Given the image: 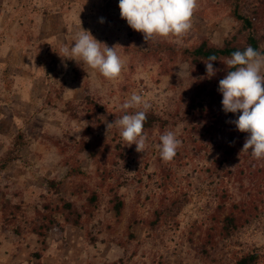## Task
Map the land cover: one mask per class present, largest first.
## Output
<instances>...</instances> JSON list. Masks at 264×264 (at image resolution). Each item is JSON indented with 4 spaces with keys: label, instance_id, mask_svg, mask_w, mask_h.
Segmentation results:
<instances>
[{
    "label": "rangeland",
    "instance_id": "1",
    "mask_svg": "<svg viewBox=\"0 0 264 264\" xmlns=\"http://www.w3.org/2000/svg\"><path fill=\"white\" fill-rule=\"evenodd\" d=\"M200 4L207 9L206 0H198L197 7ZM206 11L204 17L194 12L186 35L192 40L208 35L214 42L223 44L236 27L235 21L226 10ZM80 27L109 47L118 45V54L124 61L118 78L106 79L97 70L65 55L63 49L71 47L73 34ZM130 30L127 21L121 18L119 0H0V156L11 147L19 130L27 136L22 159L0 177V186L15 201H23L26 209L25 217L20 218L23 235L3 231L0 225V264H231L236 255L264 247V201L258 200L262 212L251 225L220 243L208 258H201L198 250L219 201L216 186L219 190L228 189V209L232 203L248 201L258 194L249 178H245L242 187L238 174L212 184L207 171L213 166L214 158L221 154V146L229 140L230 133L237 129L232 121L238 114H226L221 104L218 109L221 124L208 134L203 131L201 136L185 122L146 132L148 139L142 151H137L134 144L129 146L115 124L108 130L109 123L126 114L122 105L133 93L142 95L156 112L169 117L180 101H184L182 97H189L194 88L195 75L186 64H178L173 75L161 79L156 66H141L131 71L130 57L124 51L131 38ZM39 57L47 58L48 62L43 65ZM75 66L80 70L84 68L80 81H73ZM86 84L105 107L96 127L97 133L111 145L105 161L107 169L117 167L115 176L101 186L98 165L86 154L81 155L90 174L84 181L90 191L96 190L100 195L94 224L90 226L98 240L90 244L84 229L65 225L63 231L49 232L47 247L42 250L38 237L30 232L29 222L34 217L35 207L41 208L46 200L43 197L47 191L46 180L62 179V195L79 205L86 203L90 193L73 195V182L66 177L67 167L62 165L65 155L50 139L56 136L68 143L69 152H72L74 139H81L87 126L80 104ZM54 87L64 88L62 99L57 106H50L45 99L47 91H53ZM68 101L76 107L79 118L63 110ZM167 131L176 133L181 146L173 159L165 161L158 145L160 136ZM245 134L247 138L248 133ZM117 144L134 150V162L115 159L113 153ZM241 150L243 158L252 156L250 149L243 151L242 146ZM256 163L260 167L264 165L263 159H256ZM165 165L171 166L176 181L168 188H161L159 175ZM263 176V173L257 175L258 182L264 181ZM116 177L123 183L119 193L126 202L120 221L110 210L107 193ZM78 184L79 180H75V185ZM165 192L171 193V197L188 195L189 201L175 221L162 224L156 231L142 223L136 224L132 230L136 238L130 239L127 225L131 214L136 212L141 219L151 218ZM53 200L58 202L57 197ZM35 251L41 252V258L34 256Z\"/></svg>",
    "mask_w": 264,
    "mask_h": 264
},
{
    "label": "trees",
    "instance_id": "2",
    "mask_svg": "<svg viewBox=\"0 0 264 264\" xmlns=\"http://www.w3.org/2000/svg\"><path fill=\"white\" fill-rule=\"evenodd\" d=\"M206 7L213 12H220L221 9L226 10L229 17L236 23V27L224 39L223 44L214 42L208 35H200L197 39L192 40L188 38L186 33L180 37L157 35L145 40L144 35L140 32L132 28L130 30L131 38L124 47V51L130 57L131 71H135L141 66H156L158 68L157 75L161 79L173 75L178 64H186L195 75L192 94L189 97H182L184 101H180L175 113H171L169 117H164L156 112L153 107L148 109L144 133H152L155 129L164 130L171 124L176 125L179 122H185L186 125L191 126L195 134L201 136L203 131L208 134L210 130L217 128L222 122L221 112L218 109L222 104L223 97L218 88L219 81L224 78L227 71L231 70L227 67V60L231 58L232 53L238 50L243 51L248 46L264 53V0H206ZM207 9L201 5L195 11L200 17H204ZM210 55H216L218 58L217 61L213 62L218 71L216 76L211 79L207 78L205 65ZM39 59L43 61V65L48 62L45 57H39ZM82 66L85 64L82 63ZM73 70V81H80L84 68L80 70L78 66H75ZM63 89V87H54L53 91L48 90L45 99L46 104L57 106L62 99ZM85 91L84 99L80 104L83 105L85 111L83 120L87 122V126L81 139H74V143L71 145L72 152H69V144L63 143L59 137L52 136L50 139L65 155L62 165L67 167L66 177L73 182V195L90 193L86 197V203L79 205L75 200H70L62 195V179L54 177L46 180L47 191L46 194H43L46 200L42 203L41 208L35 207L34 217L29 222L30 232L38 237L42 250L47 247L46 240L49 232L63 231L65 225L84 229L85 238L90 244H95L98 240L91 227L94 224V213L100 204V195L96 190L90 191L84 181L90 178V174L84 166L85 159L81 155L86 154L88 159L93 160L98 165L102 180L101 186L107 182L109 177L115 176L117 167L107 169L105 160L111 152V145L104 136L97 133L96 125L101 122L99 114L105 111L104 104L92 95L88 84L85 86ZM63 110L70 113L74 118L80 117L71 101L67 102ZM26 137L25 132L19 130L11 147L4 155L0 156V177L13 163L22 159L21 152L26 144ZM46 137L49 138V136ZM195 140L194 142H196ZM245 142L246 134L238 129L233 130L229 140L221 146V154L214 158L213 166L209 167L207 171L212 184H215L216 180L229 179L238 174L242 187L245 178H249L251 186L257 188L258 194L248 201L240 200L232 203L228 209L227 204L230 197L228 189L223 187L219 190L216 186L215 194L219 201L215 212L211 215L212 223L206 231L203 242L198 247L201 258L210 257L212 250H215L220 243L231 239L251 225L261 211L258 200L262 203L264 201V181L258 182L256 177L260 173L264 174V165L258 166L256 159H251L253 156L245 155L244 158L242 157L241 148ZM133 151V149L127 150L121 144H117L116 153H113V156L115 159L119 157L126 163H131L134 162ZM262 159L264 161V158ZM113 162L117 163V160H113ZM175 179L176 176L171 166L165 165L159 175L158 184L161 188H168L175 183ZM75 180H79L78 185H75ZM122 184L119 177H116L107 189L110 210L115 213L118 221H120L126 207V202L119 193ZM171 196V193L168 192L161 195L160 204L154 209L153 215L149 219H141L136 212L131 214L127 225L130 239L136 238L132 230L138 223L156 231L162 224L176 220L182 208L188 203L189 198L188 195ZM55 197H57L58 202L53 200ZM222 213L224 214L220 217ZM0 214V225L3 231H12L19 236L23 235L24 229H22L23 224L20 218L22 215L24 217L26 215L24 202L15 201L8 191L1 186ZM34 256L41 258L42 255L40 251H35ZM231 264H264V247L254 248L236 255Z\"/></svg>",
    "mask_w": 264,
    "mask_h": 264
},
{
    "label": "clouds",
    "instance_id": "3",
    "mask_svg": "<svg viewBox=\"0 0 264 264\" xmlns=\"http://www.w3.org/2000/svg\"><path fill=\"white\" fill-rule=\"evenodd\" d=\"M198 0H119L121 18L135 31L144 35L145 40L154 36H182L191 28V18ZM101 23H104L101 18ZM103 45V47H102ZM117 46L109 47L98 41L89 30L80 27L73 34L71 47L63 49L69 59L83 62L97 70L104 78L112 80L119 77L124 61L118 54ZM216 55L207 58L206 74L211 79L218 69L213 65ZM226 72L219 81L218 91L222 94L223 111L238 114L232 121L240 132L248 133L243 151L251 150L256 159L264 158V53L248 46L243 51H235L227 60ZM182 72L183 69L180 68ZM151 105L140 95L133 93L123 103L125 111L121 118L107 125L108 130L115 124L124 140L136 145L142 151L148 139L144 134V123ZM132 110V111H129ZM159 152L163 160L175 157L181 146L174 131L160 136Z\"/></svg>",
    "mask_w": 264,
    "mask_h": 264
},
{
    "label": "crops",
    "instance_id": "4",
    "mask_svg": "<svg viewBox=\"0 0 264 264\" xmlns=\"http://www.w3.org/2000/svg\"><path fill=\"white\" fill-rule=\"evenodd\" d=\"M30 261V260H29ZM20 264V263H19Z\"/></svg>",
    "mask_w": 264,
    "mask_h": 264
}]
</instances>
